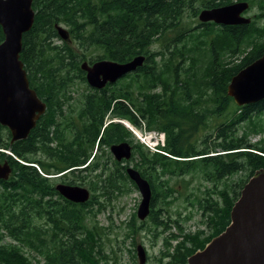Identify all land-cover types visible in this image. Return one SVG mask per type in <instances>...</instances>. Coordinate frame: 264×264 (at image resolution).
I'll return each instance as SVG.
<instances>
[{
	"label": "trees",
	"instance_id": "trees-1",
	"mask_svg": "<svg viewBox=\"0 0 264 264\" xmlns=\"http://www.w3.org/2000/svg\"><path fill=\"white\" fill-rule=\"evenodd\" d=\"M235 1H247L249 10L254 3L32 0L34 20L22 34L19 58L45 111L24 139L10 142V131L0 124V162L5 159L11 167L9 177L0 179V264H108L94 217L104 207L100 197L125 193L127 184L136 188L125 172L131 161L151 186L148 219L154 228L161 226L156 238L171 226L154 204L158 196L165 206L175 198L173 176L200 172L212 183L198 204L201 225L186 231L173 220L177 233L162 239L157 264H186L224 230L243 184L264 170V137L250 139L264 134V98L237 106L227 94L231 77L264 52V23L256 19L264 16V0L262 12L247 24L197 21L189 27L185 18ZM60 23L67 26L68 40L57 33ZM3 38L0 26V42ZM137 55L144 56L143 64L115 83L100 89L86 83L83 61L127 62ZM75 82L86 85L78 121L64 115ZM114 118L162 131L166 154L149 151ZM121 141L132 145L129 160L111 158L109 147ZM67 172V183L90 190L86 202L54 199L58 192L50 175ZM42 219L48 225H40ZM134 219L135 214L127 223L132 231Z\"/></svg>",
	"mask_w": 264,
	"mask_h": 264
},
{
	"label": "water",
	"instance_id": "water-1",
	"mask_svg": "<svg viewBox=\"0 0 264 264\" xmlns=\"http://www.w3.org/2000/svg\"><path fill=\"white\" fill-rule=\"evenodd\" d=\"M248 7L247 1H238L203 8L197 17L202 23L247 24L250 19L242 13ZM34 14L32 0H0V26L4 35L0 42V124L10 131V142L24 139L45 111V103L30 87L19 58L22 34L32 26ZM55 28L62 40L69 39L64 27L55 24ZM143 61V55L127 62L102 59L89 64L83 61L81 69L85 71L87 84L100 89L136 71ZM227 94L237 106L253 104L264 98V52L231 77ZM109 151L116 161L128 160L132 146L127 141H121L112 144ZM10 172L7 161L0 163V179H7ZM125 172L139 192L136 216L142 221L150 212V183L132 166H127ZM55 189L65 199L75 203H84L90 197L89 189L82 185L58 183ZM136 256L139 264L145 263L143 245L136 246ZM186 264H264V170L255 172L243 184L224 230L212 237L203 248L194 251Z\"/></svg>",
	"mask_w": 264,
	"mask_h": 264
},
{
	"label": "rangeland",
	"instance_id": "rangeland-1",
	"mask_svg": "<svg viewBox=\"0 0 264 264\" xmlns=\"http://www.w3.org/2000/svg\"><path fill=\"white\" fill-rule=\"evenodd\" d=\"M260 1L263 0H254L250 10L244 11L243 16L249 17L250 20L256 18V14L262 12L259 7ZM256 19L259 23H264V16ZM185 20L189 27L196 26L197 21H199L197 17L192 18L188 13L186 14ZM59 25L67 30V26L64 24L60 23ZM153 49H159V45L154 44ZM197 74L202 77V66ZM85 90V83L75 82L72 90L73 98L64 112L66 118L78 121V110L80 108V99L82 98L81 92ZM263 137L264 134H258L252 135L250 139L251 141H258ZM111 158L114 159L112 155ZM132 164L133 161L129 163L131 166ZM238 176H233L231 180H235ZM170 183L174 189L175 197L172 202L165 206L161 196H158L154 204L155 209L162 208L159 213V218L166 224L171 225L168 231L161 233L158 238H156L155 233L161 229V226L154 228L148 217L143 220L144 224L140 225L141 221L136 216V210L140 202V195L136 188L127 184V192L115 194L110 196L109 199L105 197L99 198V201L103 203L104 207L94 217V221L101 226L99 232L102 251L107 256L108 264H138V257L136 256V246L138 244L144 246L147 257L149 258L144 264H157L160 251L163 249L162 239L169 233H177V228L173 220H178L180 223H183L186 231H194L201 225L199 222L200 210L198 209V204L206 196V188L211 187L212 183L205 180L200 172L194 171L181 176H173ZM133 214H135V219L132 224L136 228L135 231H132V227L127 224L130 220L132 221ZM89 218L91 221L92 218L90 216ZM172 243L175 244V241ZM27 254L35 256L36 259L34 260L40 259L36 253L28 252Z\"/></svg>",
	"mask_w": 264,
	"mask_h": 264
},
{
	"label": "built area",
	"instance_id": "built-area-1",
	"mask_svg": "<svg viewBox=\"0 0 264 264\" xmlns=\"http://www.w3.org/2000/svg\"><path fill=\"white\" fill-rule=\"evenodd\" d=\"M127 125L132 132L136 135L141 143L148 147L151 151H157L159 145L164 143V133L156 130H138L129 124L127 121H122Z\"/></svg>",
	"mask_w": 264,
	"mask_h": 264
},
{
	"label": "flooded vegetation",
	"instance_id": "flooded-vegetation-1",
	"mask_svg": "<svg viewBox=\"0 0 264 264\" xmlns=\"http://www.w3.org/2000/svg\"><path fill=\"white\" fill-rule=\"evenodd\" d=\"M245 12H243L242 14H244ZM250 19V18H249ZM4 161H6L5 159L4 160H2L0 163H3ZM70 175V173L69 172H67V173H64V174H61V175H56V176H54V177H52V182H53V184H54V188H55V185L56 184H58V183H63V184H69V183H67L66 182V180H67V176H69ZM56 190V189H55ZM57 191V190H56ZM58 192V191H57ZM59 192H58V194H53V197H54V199L55 200H57V201H61V202H63V199L62 198H60L59 197ZM63 197V196H62ZM64 198V197H63ZM150 204H151V202H150ZM150 209H151V207H150ZM40 223V225H48V221L47 220H44V219H42V220H40L39 221ZM148 257H147V253H146V261H148ZM139 264V263H138Z\"/></svg>",
	"mask_w": 264,
	"mask_h": 264
}]
</instances>
